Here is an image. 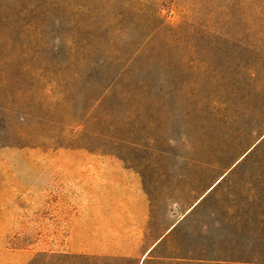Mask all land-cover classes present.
<instances>
[{"label":"rangeland","instance_id":"obj_1","mask_svg":"<svg viewBox=\"0 0 264 264\" xmlns=\"http://www.w3.org/2000/svg\"><path fill=\"white\" fill-rule=\"evenodd\" d=\"M259 261L264 0H0V264Z\"/></svg>","mask_w":264,"mask_h":264},{"label":"crops","instance_id":"obj_2","mask_svg":"<svg viewBox=\"0 0 264 264\" xmlns=\"http://www.w3.org/2000/svg\"><path fill=\"white\" fill-rule=\"evenodd\" d=\"M248 160H249V159H246V158H240V159L236 160L235 163H240V162H242V161H248ZM223 176H224V175L222 174V175L220 176V178H219L220 180H216V181H218V182L215 181V182L212 184L213 187H212L211 189L215 188L216 186H218V185L221 183V180H222ZM215 183H216V184H215ZM209 189H210V188H209ZM211 189H210V190H211ZM208 191H209V190H208ZM203 197H204V196H203ZM202 199H203V198H202ZM202 199H201V200H202ZM201 200H200V201H201ZM200 201H199V202H200ZM199 202H198V203H199Z\"/></svg>","mask_w":264,"mask_h":264},{"label":"water","instance_id":"obj_3","mask_svg":"<svg viewBox=\"0 0 264 264\" xmlns=\"http://www.w3.org/2000/svg\"><path fill=\"white\" fill-rule=\"evenodd\" d=\"M202 198H203V196H202V197H201V198H200V199L194 204V206H195V205H196V204H197ZM194 206H193V207H194ZM193 207H192V208H193Z\"/></svg>","mask_w":264,"mask_h":264},{"label":"trees","instance_id":"obj_4","mask_svg":"<svg viewBox=\"0 0 264 264\" xmlns=\"http://www.w3.org/2000/svg\"><path fill=\"white\" fill-rule=\"evenodd\" d=\"M259 262L264 263V261H259Z\"/></svg>","mask_w":264,"mask_h":264}]
</instances>
